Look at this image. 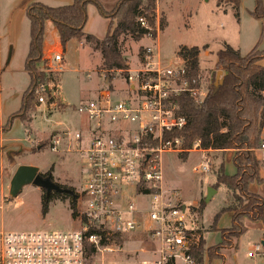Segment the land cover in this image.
Masks as SVG:
<instances>
[{
    "label": "rangeland",
    "instance_id": "1",
    "mask_svg": "<svg viewBox=\"0 0 264 264\" xmlns=\"http://www.w3.org/2000/svg\"><path fill=\"white\" fill-rule=\"evenodd\" d=\"M98 1L106 14L112 16L114 9L127 0ZM39 2L49 6L66 5L64 0H0V46L3 47L0 63V131L4 129L0 137L3 146L0 147V231H69L79 228L80 221L73 215L71 196L53 191L48 212L44 214L43 189L33 184L26 185L16 197H12L9 193L10 181L19 165L29 164L37 166L42 174L50 172L58 184L80 191L86 175L84 152H54L51 150V139L55 132L67 129L86 133L90 123L76 107L95 99L97 90L108 86L96 75V71L100 72L102 67L100 52L83 40L72 39L62 49L61 63L53 61L54 52L43 56L37 69L46 74L47 79L41 83H46L49 91L37 89L29 108L20 111L24 93L30 84L29 75L18 70L25 63L30 42L27 6ZM143 2L145 4L146 0ZM255 6L256 0H240L238 11L232 3L224 2L218 6V0H155L151 15L153 26L160 27V32L153 36L144 35L138 40L129 34L120 37L122 55L129 73L141 68L148 60L145 56L147 48L154 50L152 59L161 60L162 66L166 67L184 63L178 56L181 47L198 46L201 51L197 73L202 85L207 88L213 80L216 82L218 75L221 80L223 71L216 52L225 44L239 48L243 55L255 46L264 51V18L252 16ZM87 7L85 30L99 39L104 38L111 20L102 15L96 5L88 4ZM51 28L50 23L44 28L45 49L58 45ZM88 71L92 72L91 77L87 76ZM117 72L122 76L128 73L123 69L109 73L115 76ZM124 87L127 88L121 79L112 83L110 88L117 90L113 94L114 100L123 97L120 89ZM40 95L45 102L38 101ZM234 154L235 150L208 149V157L190 152H186V157L178 152H165L162 155L165 187L180 192L189 216L197 220L200 232L206 239V249L214 248L218 256L210 259L205 254L204 264H262L264 261V257H247L248 250L264 239L262 223L245 217L246 231L243 235L234 238L232 245H221L222 230L232 225V212H221L227 206L239 205V200H235L226 186L220 184L217 193L212 194L213 198L206 201L208 190L215 186L221 170L227 175L235 174ZM206 158L211 161V170L195 172L193 167ZM261 172L264 175L263 163ZM257 193L264 200V180L257 187ZM216 215L220 217L217 223L214 221ZM143 239L141 233H133L125 243L127 252L113 258L118 261L141 258L142 255L134 250L141 246L148 249L154 247L153 243L143 242Z\"/></svg>",
    "mask_w": 264,
    "mask_h": 264
},
{
    "label": "built area",
    "instance_id": "2",
    "mask_svg": "<svg viewBox=\"0 0 264 264\" xmlns=\"http://www.w3.org/2000/svg\"><path fill=\"white\" fill-rule=\"evenodd\" d=\"M138 21L149 30L146 36L160 32V27L149 25L144 16ZM153 52L147 48L148 60L125 76L118 72L111 75L100 67L96 75L108 86L101 88L95 99L76 107L90 123L86 133L67 129L52 136V151L85 154L86 175L80 191L75 190V197L71 196L79 228L1 230L0 264H195L193 249L201 230L197 220L189 216L180 192L165 187L162 155L208 150L200 147L199 140L185 150L181 137L165 138L186 124V118L178 113V107L170 105V100L187 93L200 103L208 87L185 62L165 67L161 60L152 59ZM62 60L61 52L54 55L55 62ZM87 76L92 74L88 72ZM119 79L127 88L120 89L123 97L114 100L116 89L110 86ZM37 89L49 91L42 83ZM38 101L45 102V98L40 95ZM258 151L264 163V141ZM193 170L209 172L210 159ZM133 233H141L142 241L154 247L134 250L142 255L139 259H114L126 251L125 243ZM247 257H264V239L248 250Z\"/></svg>",
    "mask_w": 264,
    "mask_h": 264
},
{
    "label": "trees",
    "instance_id": "3",
    "mask_svg": "<svg viewBox=\"0 0 264 264\" xmlns=\"http://www.w3.org/2000/svg\"><path fill=\"white\" fill-rule=\"evenodd\" d=\"M224 2L232 3L238 11L240 0H218V6ZM89 3L96 5L101 14L111 20L108 32L102 39L84 31L87 21L86 7ZM154 9L155 0H146L145 4L143 0H127L114 9L112 16L106 14L98 0H74L69 5L58 7L42 3L29 5L27 10L30 19V47L25 69L30 75L31 83L24 93L20 111L29 108L37 85L47 79L46 74L37 69L38 64L43 61L46 21L54 23L63 48L72 39L85 40L94 50L104 53V69L108 72L119 69L127 72L129 67L122 55L120 37L129 34L138 40L149 33L147 28L141 26L138 17L144 16L149 25L153 26L151 13ZM252 16L257 19L264 18V0H256ZM200 51L198 46H183L178 50V56L187 68L196 74L199 71ZM216 54L223 71L221 82L216 86L213 80L208 86L206 97L200 103L195 102L187 93L173 97L170 105L178 107V113L186 118V124L181 130H175L165 138L181 137L185 150L191 149L197 140L203 149L235 150L232 159L236 167L235 174L227 175L221 170L214 186L217 189L220 184H224L235 200H239V205L227 206L221 212H232V225L222 230L220 243L227 246L232 245L234 238L242 236L246 231L245 217L260 221L264 230V200L257 193V187L264 180L261 172L263 161L258 151L264 141L261 137L264 128V51L255 46L243 55L239 49L225 44ZM182 156L186 157V152H183ZM51 198L52 193L46 196L44 192V214L48 212ZM71 206L75 216L74 199ZM219 218L216 215L214 221L217 223ZM205 254L210 259L218 257L214 248L206 249V239L202 235L193 249L195 264H204Z\"/></svg>",
    "mask_w": 264,
    "mask_h": 264
},
{
    "label": "water",
    "instance_id": "4",
    "mask_svg": "<svg viewBox=\"0 0 264 264\" xmlns=\"http://www.w3.org/2000/svg\"><path fill=\"white\" fill-rule=\"evenodd\" d=\"M221 82L219 75L215 85ZM33 184L44 190L46 196L53 191L63 194H70L75 197V192L71 188L62 187L52 179L51 174L44 176L35 165L21 164L16 169L11 181L9 193L12 197H16L26 185ZM216 192V188L210 187L206 196V201L212 198V194Z\"/></svg>",
    "mask_w": 264,
    "mask_h": 264
},
{
    "label": "crops",
    "instance_id": "5",
    "mask_svg": "<svg viewBox=\"0 0 264 264\" xmlns=\"http://www.w3.org/2000/svg\"><path fill=\"white\" fill-rule=\"evenodd\" d=\"M74 0H64V2H66V5H69V4H71L72 2H73ZM39 3H42V2H39ZM42 4H44V5H47L46 3H42ZM89 4H93V3H89ZM47 6H49V5H47ZM59 6H63V5H59ZM28 7V6H27ZM51 7H58V6H51ZM87 9H88V7H86V11H87ZM87 22H88V16H87V21H86V24H85V27H84V31L87 33V34H91V33H89V32H87L85 29H86V26H87ZM47 23H50V25H52V27L53 28H51V30L55 33V35H56V38H57V43H58V45H54V47H52V48H49V49H45L44 48V45H43V56H46V55H48V54H50V53H52V52H54V54H53V61H54V55H56V54H58V53H62V55H63V53H64V50H62V49H64L62 46H61V44H60V42H59V40H58V37H57V34H56V29H55V26H54V23L52 22V21H46L45 22V26H46V24ZM52 23V24H51ZM29 35H30V25H29ZM93 35V34H92ZM95 36V35H94ZM98 38V37H97ZM30 39V38H29ZM101 39V38H100ZM80 41H82V40H80ZM83 41H85V40H83ZM45 43V42H44ZM85 43H86V41H85ZM88 43V42H87ZM90 44V43H89ZM232 46V45H231ZM29 47H30V42H29ZM234 47V46H233ZM92 48V47H91ZM234 48H236V47H234ZM237 49H239V48H237ZM46 50V51H45ZM240 50V49H239ZM241 51V50H240ZM28 52H29V49H28ZM28 52H27V55H28ZM100 53H99V55L101 54V51H99ZM2 54H3V47H1L0 46V63H2ZM27 55H26V57H25V63H24V65L23 66H20V69H18V70H21V71H23V72H25V73H27L28 75H29V73L26 71V69H25V67H26V59H27ZM9 59H10V57H9ZM55 62V61H54ZM56 63H58V62H56ZM88 72H90V74H92V72L91 71H88ZM29 77H30V75H29ZM30 83H31V78H30ZM29 86H30V84H29ZM28 86V87H29ZM49 87V86H48ZM50 88V87H49ZM99 90L100 89H98L97 90V95H98V92H99ZM117 91V90H116ZM115 91V92H116ZM121 92V91H120ZM122 93V96L124 95V92H121ZM96 95V96H97ZM4 133V129H2V131H0V137H1V135ZM261 137H262V139L264 140V137L261 135ZM2 145L0 144V147H1ZM3 147V146H2ZM190 153H198V154H200L201 156L202 155H204L205 154V157H208V156H206V150H195V151H192V152H190ZM1 154V153H0ZM218 189V188H217ZM216 189V190H217ZM217 193V191L216 192H214L213 193V195H215ZM213 198V197H212Z\"/></svg>",
    "mask_w": 264,
    "mask_h": 264
},
{
    "label": "flooded vegetation",
    "instance_id": "6",
    "mask_svg": "<svg viewBox=\"0 0 264 264\" xmlns=\"http://www.w3.org/2000/svg\"><path fill=\"white\" fill-rule=\"evenodd\" d=\"M47 174H44V176H46ZM62 187H66V188H71V187H69V186H67V185H63V184H60ZM74 192H75V189L74 188H71ZM69 196H72V195H70V194H68Z\"/></svg>",
    "mask_w": 264,
    "mask_h": 264
}]
</instances>
